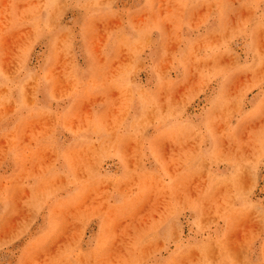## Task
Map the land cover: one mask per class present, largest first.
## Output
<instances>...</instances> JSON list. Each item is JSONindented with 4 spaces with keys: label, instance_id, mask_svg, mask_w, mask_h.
Listing matches in <instances>:
<instances>
[{
    "label": "rangeland",
    "instance_id": "1",
    "mask_svg": "<svg viewBox=\"0 0 264 264\" xmlns=\"http://www.w3.org/2000/svg\"><path fill=\"white\" fill-rule=\"evenodd\" d=\"M0 264H264V0H0Z\"/></svg>",
    "mask_w": 264,
    "mask_h": 264
}]
</instances>
